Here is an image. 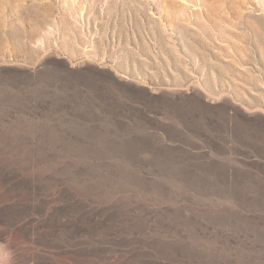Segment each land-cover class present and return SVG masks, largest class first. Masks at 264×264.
I'll use <instances>...</instances> for the list:
<instances>
[{"label":"rangeland","instance_id":"1","mask_svg":"<svg viewBox=\"0 0 264 264\" xmlns=\"http://www.w3.org/2000/svg\"><path fill=\"white\" fill-rule=\"evenodd\" d=\"M0 264H264V0H0Z\"/></svg>","mask_w":264,"mask_h":264}]
</instances>
